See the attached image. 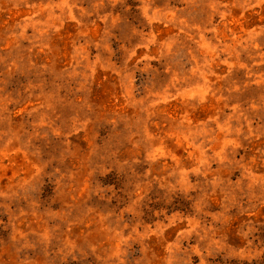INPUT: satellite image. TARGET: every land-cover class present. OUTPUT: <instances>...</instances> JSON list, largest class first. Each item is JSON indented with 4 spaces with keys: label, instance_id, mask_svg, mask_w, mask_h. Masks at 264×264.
Wrapping results in <instances>:
<instances>
[{
    "label": "rangeland",
    "instance_id": "1",
    "mask_svg": "<svg viewBox=\"0 0 264 264\" xmlns=\"http://www.w3.org/2000/svg\"><path fill=\"white\" fill-rule=\"evenodd\" d=\"M0 264H264V0H0Z\"/></svg>",
    "mask_w": 264,
    "mask_h": 264
}]
</instances>
